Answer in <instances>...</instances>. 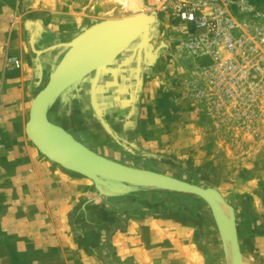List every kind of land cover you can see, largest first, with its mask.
Instances as JSON below:
<instances>
[{
    "label": "crops",
    "instance_id": "obj_1",
    "mask_svg": "<svg viewBox=\"0 0 264 264\" xmlns=\"http://www.w3.org/2000/svg\"><path fill=\"white\" fill-rule=\"evenodd\" d=\"M24 27L10 26L9 33L0 35V264H230L221 228L205 200L157 189L107 197L91 179L38 149L27 133L33 102L65 55L62 44L79 34L61 40L45 35L48 30L41 24L25 41ZM134 47L103 70L96 87V105L113 133L94 108V73L57 98L49 120L101 156L190 181L180 176L178 169L185 168L179 159L167 157L168 152L187 154L186 145L181 140L175 144V133L167 125L162 130L164 117L145 118L136 108L147 78L156 86L163 77L171 82L173 72L166 68L158 75L156 65L143 64L135 94ZM9 54L20 59V68L7 66ZM170 96L175 101L173 91ZM178 102L188 104L185 99ZM163 132L168 139L165 159L149 145L150 138ZM187 132L186 137H194ZM245 192L223 195L235 211L242 256L264 264V210L259 195Z\"/></svg>",
    "mask_w": 264,
    "mask_h": 264
},
{
    "label": "rangeland",
    "instance_id": "obj_2",
    "mask_svg": "<svg viewBox=\"0 0 264 264\" xmlns=\"http://www.w3.org/2000/svg\"><path fill=\"white\" fill-rule=\"evenodd\" d=\"M150 1L141 0L147 13L154 12ZM253 1L264 8V0ZM127 5V0H0V35L9 33L10 26L24 25L27 41L35 29L34 26L37 25L40 30L42 24L48 30L45 35H57L61 40H68L98 22L132 16L134 12ZM157 18L159 24L151 43L154 50L159 49V57L156 60L158 62L155 61L153 65L157 66L158 75H162L166 68L173 74L169 75L171 82L169 80L167 83L166 79L163 82V77L156 86H151V83L155 82L147 78L148 85L136 108L140 109L139 112H142L145 118L167 116L163 118L162 130L165 131L167 125L169 131L175 133V144L181 140L189 152L170 153L171 155L168 152L167 156L168 139L165 138V132L158 138L149 139L151 149L160 151L163 159L165 155L179 159L185 168L178 169L180 176L190 180L187 182L213 188L225 201L227 200L224 193L227 194L230 190L244 192L247 190L255 196L259 195L258 200L264 210V96L258 123L252 129L248 128L247 123L227 119L223 112L222 116L215 115L206 105L196 104L192 97L193 90L188 86V82L195 77L192 72L196 62L178 51L183 39L184 26H174L158 15ZM44 43L50 44L51 41ZM205 61L199 63L208 64ZM171 91L175 95V101L172 100V95L170 96ZM179 99H185L188 106H182V103L178 102ZM52 118L54 119L53 116ZM187 131H191L194 137H186L190 133ZM181 134L184 137H179ZM197 134L202 136L195 137ZM156 141L159 148L152 146ZM247 191L245 193L248 194ZM180 193L182 192H179V195ZM183 193L186 197L189 195L191 198L203 199L192 193ZM115 196L121 197V194L107 197ZM222 211L229 216L227 209L224 208ZM83 253L84 250L82 256H85ZM97 262L90 261V264H101ZM241 263L254 264L243 256L239 259V264ZM80 264L86 262L81 261Z\"/></svg>",
    "mask_w": 264,
    "mask_h": 264
},
{
    "label": "water",
    "instance_id": "obj_3",
    "mask_svg": "<svg viewBox=\"0 0 264 264\" xmlns=\"http://www.w3.org/2000/svg\"><path fill=\"white\" fill-rule=\"evenodd\" d=\"M156 12H134L122 19H108L85 29L69 43L62 44L66 53L53 69L46 87L36 96L27 124V133L38 149L64 168L80 173L95 183L101 195L114 196L146 189L186 192L201 196L212 208L224 237L229 263L238 264L242 253L237 235L234 209L213 188H205L158 172L130 167L101 156L76 140L63 127L49 120L48 112L57 98L94 73L92 98L96 113L105 128L113 133L96 105V87L103 70L119 55L135 44L133 57L137 59V87L143 64L151 66L159 57L153 54ZM54 48V47H52ZM50 48V49H52ZM156 55L150 57L149 54ZM136 96V95H135ZM227 209L229 216L223 213Z\"/></svg>",
    "mask_w": 264,
    "mask_h": 264
},
{
    "label": "built area",
    "instance_id": "obj_4",
    "mask_svg": "<svg viewBox=\"0 0 264 264\" xmlns=\"http://www.w3.org/2000/svg\"><path fill=\"white\" fill-rule=\"evenodd\" d=\"M150 2L158 17L184 26L178 51L196 62L188 82L195 103L254 128L264 96V8L253 0ZM6 63L21 67L14 55Z\"/></svg>",
    "mask_w": 264,
    "mask_h": 264
},
{
    "label": "bare ground",
    "instance_id": "obj_5",
    "mask_svg": "<svg viewBox=\"0 0 264 264\" xmlns=\"http://www.w3.org/2000/svg\"><path fill=\"white\" fill-rule=\"evenodd\" d=\"M127 3H128L127 7H130L133 12H146L145 8H144V4H142L141 0H127ZM149 56L154 57L156 55H152V53H151V54H149ZM233 250H234L233 248H231V247L229 248V251L231 253L233 252ZM238 264H239V260H238Z\"/></svg>",
    "mask_w": 264,
    "mask_h": 264
},
{
    "label": "flooded vegetation",
    "instance_id": "obj_6",
    "mask_svg": "<svg viewBox=\"0 0 264 264\" xmlns=\"http://www.w3.org/2000/svg\"><path fill=\"white\" fill-rule=\"evenodd\" d=\"M135 89H136V87H135ZM135 89L133 90L134 93H135Z\"/></svg>",
    "mask_w": 264,
    "mask_h": 264
}]
</instances>
